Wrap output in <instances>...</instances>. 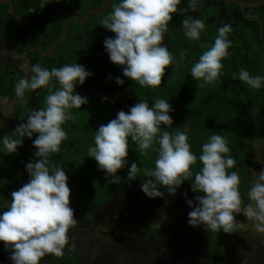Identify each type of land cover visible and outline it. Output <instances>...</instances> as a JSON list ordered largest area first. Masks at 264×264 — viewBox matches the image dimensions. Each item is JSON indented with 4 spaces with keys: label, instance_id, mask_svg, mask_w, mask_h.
Here are the masks:
<instances>
[{
    "label": "clouds",
    "instance_id": "obj_1",
    "mask_svg": "<svg viewBox=\"0 0 264 264\" xmlns=\"http://www.w3.org/2000/svg\"><path fill=\"white\" fill-rule=\"evenodd\" d=\"M182 0H118L113 10L102 20L101 25L115 33L104 40L110 60L123 66V76L138 82L140 86H159L168 66L175 64L174 55L163 43L169 31L173 13L178 11ZM200 0H188V8L195 11ZM47 4V3H46ZM44 4V5H46ZM184 35L190 40H200L205 21L186 17L182 20ZM230 24L218 29L210 47L201 43L205 50L190 68V74L199 86L213 84L222 74V60L229 55L232 41ZM181 60L184 53L180 54ZM30 78H21L15 84V93L24 98L26 91L46 87L48 95L45 106L30 111L26 122L19 124L11 134L0 137V144L8 154L16 153L23 146L24 137L32 141L35 156L25 168L29 181L11 193V203L6 211H0V241L10 252L12 264H39L47 254L57 257L64 254L69 241V229L76 225L74 209L70 206L71 189L68 175L61 166L51 163L49 156L61 150L67 139L63 125L74 119L72 109H81L89 103L88 98L76 92L77 85H83L93 75L77 62L65 63L60 67H42L33 64ZM234 78L254 89L264 87V75H253L241 68ZM59 83L56 87L53 81ZM116 83L124 80L116 77ZM107 100L108 97H103ZM174 108L169 99L156 97L151 104L138 100L126 112L120 110L114 119L101 124L95 131L94 143L88 146L87 157L97 162L110 183H118L119 169L128 164L129 142H134L139 152L147 155L149 150L157 151L152 168H141L131 163L128 179L144 177L141 190L149 198L163 197L161 188L174 195L185 182L191 181L194 199H186L191 207L188 224L203 225L213 232H238L243 225L237 214L255 221L254 228L264 233V169L251 185L247 196L249 203L243 204L239 190L240 176L229 171L236 164L225 135L216 132L202 144L199 157L191 150L186 127H176L169 114ZM163 126V127H162ZM158 144L156 149L154 146ZM200 162L198 171L193 166ZM187 197V193H185Z\"/></svg>",
    "mask_w": 264,
    "mask_h": 264
},
{
    "label": "trees",
    "instance_id": "obj_2",
    "mask_svg": "<svg viewBox=\"0 0 264 264\" xmlns=\"http://www.w3.org/2000/svg\"><path fill=\"white\" fill-rule=\"evenodd\" d=\"M105 1L63 0L64 9L55 6L47 10L48 13L44 12L45 17L40 19L37 27L42 31L46 28L47 31L49 28L52 30L50 36L41 42L43 49L47 50L63 35L65 17L75 7H79V15L85 17L91 9L102 7ZM114 2L118 0H113L104 12L95 13L87 22L81 23L76 18L71 19L67 37L58 43L50 54L44 55L41 61L52 67L77 62L93 73L83 86L76 87V92L87 97L89 103L82 105L81 109H72L74 119L63 125L67 132V139L63 142L67 143L73 160L77 157L80 159L76 167L81 175L77 188L86 205L89 208L99 207V203L106 197L121 193L123 185L131 181L128 179L131 163L136 162L141 168L155 166L157 151L150 149L147 155H143L135 143L130 141L128 164L117 172L120 181L110 183L112 177L106 178L105 172L97 167V162L87 157V149L94 143L95 131L101 124H107L109 120L114 119L120 110L127 112L138 100H148L151 104L156 97L169 99L174 108V111L169 113L174 121L173 126L168 128L169 131L176 127L182 129L186 124L193 130L189 133V142L197 157L201 153L202 144L207 142L211 135L220 132L226 136L231 149L230 154L236 160L233 169L229 171L238 172L240 192L248 191L251 180L249 165L254 143L258 138H264V87L254 89L234 77L241 68L247 69L253 75H264V4L242 7L226 0H200L195 11L191 9L180 11L188 8V0H182L178 11L172 14L173 19L169 22V31L163 41L176 62L166 68L161 85L152 87L140 86L138 82L124 77L123 66L113 63L105 50L103 43L105 38L113 37L115 33L101 25V20L113 10ZM186 17L205 21V29L200 40H190L184 35L181 22ZM225 24L232 27L228 36L232 45L229 48V55L222 60V74L217 82L200 87V82L190 74V68L205 50L201 48V43L210 47L218 34V29ZM182 52L183 60L180 58ZM36 55L38 59L40 53L37 51ZM118 76L124 80L123 85L116 83ZM53 83L59 87L57 81L54 80ZM47 95L48 91L41 96L37 95L39 99L36 103L29 101L27 112L44 107ZM105 96L108 97L107 100L103 99ZM202 108L203 114H199L198 111ZM36 135L38 134H34L31 140L27 138L30 142L20 147L14 155L20 159L22 167L29 159L34 157L38 159L34 146L29 152L25 149ZM81 144L86 146L80 147ZM154 147L158 149L159 145L156 144ZM80 154L82 156L84 154L85 158ZM13 167L14 162L4 168L1 179L4 184L0 192L10 193L18 189L16 187L18 184L12 177ZM200 167L197 159L193 170L198 171ZM143 179L141 173V177L138 176L135 180L142 183ZM166 190L163 188V191ZM74 192L75 189L71 190V193ZM248 202V198H242L243 204ZM242 214H237L236 218L239 219Z\"/></svg>",
    "mask_w": 264,
    "mask_h": 264
},
{
    "label": "flooded vegetation",
    "instance_id": "obj_3",
    "mask_svg": "<svg viewBox=\"0 0 264 264\" xmlns=\"http://www.w3.org/2000/svg\"><path fill=\"white\" fill-rule=\"evenodd\" d=\"M10 1L12 6L7 1L0 2V137L11 134L19 124L26 122L29 101L36 103L38 96L48 91L46 87L38 88L26 91L24 98H20L14 89L19 79L33 75V64L52 68L41 62L44 55L37 49L50 36L52 28L42 31L37 25L45 17L44 12L65 5L63 0ZM46 3L48 5H44ZM12 8L17 15L28 19L30 24L13 15ZM73 12L79 15V7L67 14L65 22ZM37 51L40 53L38 59ZM80 86L83 85H77V88ZM198 113L203 114V108ZM184 127L188 133L193 131L188 124ZM27 138L24 137L23 146L30 142ZM262 138H258L253 147L249 165L250 187L255 173L264 169ZM66 144L62 142L61 150L50 154L49 159L51 163L65 169L68 185L71 190L75 189L74 194L70 193V206L74 209L77 223L69 229V241L63 250L64 254L59 257L47 254L39 264H264V238L255 247L247 236L244 239L240 234L238 238L241 239H238L222 230L213 232L206 230L203 225L193 227L188 224V213L192 209L186 199L203 195L192 191L191 181H185L174 195H169L162 187L163 197L149 198L141 190L142 183L131 180L123 185L121 193L106 197L99 203V207L89 208L77 188L81 175L76 167L80 159L77 157L73 160ZM83 146L86 145L81 144L80 147ZM31 147L33 143L25 148L26 151L29 152ZM16 153L8 154L0 144V188L4 184L1 180L3 170L12 162V177L18 184L16 187L20 188L30 179L20 159L14 157ZM80 156L85 158L84 154ZM260 162L257 171L255 166ZM248 191L240 192L243 199L248 198ZM11 193L0 192V211L7 210L11 203ZM124 223L127 225L123 226ZM139 232L142 239L136 236ZM243 244H246V250ZM9 256L10 252L5 250L4 242L0 241V264H12Z\"/></svg>",
    "mask_w": 264,
    "mask_h": 264
},
{
    "label": "water",
    "instance_id": "obj_4",
    "mask_svg": "<svg viewBox=\"0 0 264 264\" xmlns=\"http://www.w3.org/2000/svg\"><path fill=\"white\" fill-rule=\"evenodd\" d=\"M3 1L9 2L10 3V6H12V3H11L10 0H0V2H3ZM112 1L113 0H106L102 7L91 9V11L88 13V15H86L84 18H80L79 15L76 12H73L71 15H69V17L67 18V20H66V22L64 24L63 35L59 39H57L55 42H53L48 47L47 50H44L43 47H41V46H39L37 49L41 52L42 55H48V54H50L52 52L53 48L58 43H60L61 41H63L67 37V35H68V25H69V22L72 19V17H75L80 22H85V21L89 20L95 13H102V12H104ZM226 1H230V2H233V3L239 4L242 7H246V6H260V5H263L264 4V0H226ZM11 11H12L13 15H15L19 19L24 20V21H26L27 23L30 24V21L28 19L23 18V17L17 15L14 12L13 8L11 9Z\"/></svg>",
    "mask_w": 264,
    "mask_h": 264
},
{
    "label": "rangeland",
    "instance_id": "obj_5",
    "mask_svg": "<svg viewBox=\"0 0 264 264\" xmlns=\"http://www.w3.org/2000/svg\"><path fill=\"white\" fill-rule=\"evenodd\" d=\"M262 160V159H261ZM259 165L261 166V162L258 163V165L255 166V168L257 169V171L260 169L259 168ZM259 173V171H258ZM258 173L253 176V181H252V184L256 181V179L258 178ZM131 193V192H130ZM250 202V201H249ZM248 202V203H249ZM238 221L241 222V224L243 225V227L238 231V232H233V233H230V234H233L235 235L237 238L239 237L238 235L241 234V236L243 235L244 236V239H245V236L248 237V240L254 244L255 247L259 246L260 245V239H263L264 238V233H258L255 228H254V223L255 221H252V220H249L248 218H246L243 214L242 216L237 219ZM127 224L124 223L123 226H126ZM123 226H121V228H123ZM193 230H196V229H193ZM136 236L138 239H142V235L141 233H136ZM238 239H241V238H238ZM246 244H243L242 247H244V249L246 250V247H245Z\"/></svg>",
    "mask_w": 264,
    "mask_h": 264
}]
</instances>
